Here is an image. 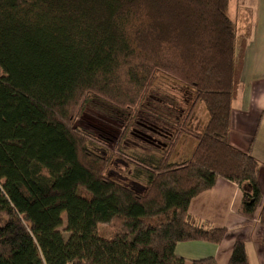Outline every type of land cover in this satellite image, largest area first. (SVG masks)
<instances>
[{
	"label": "trees",
	"instance_id": "obj_1",
	"mask_svg": "<svg viewBox=\"0 0 264 264\" xmlns=\"http://www.w3.org/2000/svg\"><path fill=\"white\" fill-rule=\"evenodd\" d=\"M230 2L0 0V264H185L177 244L219 245L226 235L188 213L219 180L240 188L238 214L254 219L259 164L227 142L243 46ZM161 76L189 90L187 109L159 134L156 153L127 155L122 143ZM94 98L129 112L113 151L141 191L111 179V157L90 150L92 139L75 128ZM200 104L202 133L189 127ZM183 137L195 148L172 163ZM259 224L264 230V206ZM99 225L112 240L98 236ZM228 264H249L244 244Z\"/></svg>",
	"mask_w": 264,
	"mask_h": 264
},
{
	"label": "crops",
	"instance_id": "obj_2",
	"mask_svg": "<svg viewBox=\"0 0 264 264\" xmlns=\"http://www.w3.org/2000/svg\"><path fill=\"white\" fill-rule=\"evenodd\" d=\"M230 5L229 18L234 24L236 38L243 46L237 59L238 86L231 104L227 142L258 162L261 201L254 219L249 220L238 214L244 197L233 183L219 180L214 188L195 197L189 204L188 213L197 225L224 229L226 235L219 245L205 242L177 244L174 254L185 264L205 259L228 264L236 243L244 244L249 264H264V230L259 224L260 210L264 206V117H261L264 112V0H231ZM137 151L143 154L145 150H140L139 146ZM181 157L184 153L173 159L177 161Z\"/></svg>",
	"mask_w": 264,
	"mask_h": 264
},
{
	"label": "rangeland",
	"instance_id": "obj_3",
	"mask_svg": "<svg viewBox=\"0 0 264 264\" xmlns=\"http://www.w3.org/2000/svg\"><path fill=\"white\" fill-rule=\"evenodd\" d=\"M227 13L230 17L231 5ZM239 41L237 43L238 47L241 45ZM238 53L236 60L239 59ZM236 67L238 69V63ZM0 76H2L1 71ZM189 99V90L187 88L161 76L138 110L137 116L127 132L121 146L125 154L133 156L138 154L139 150L137 151V149L139 146L140 150H145L142 156L147 157L152 155L151 153H156L153 147L162 140L159 134L166 135L175 129L187 109ZM128 115V111L119 110L100 98H94L86 106L82 116L76 122L75 128L92 139L89 144L90 150L103 158L111 157V165L108 170V176L111 179L121 182L135 191H141L142 185L139 186L132 181L133 168L131 164L127 159L113 151L126 127L125 120ZM207 120L205 108L200 104L195 109L189 127L198 133H202ZM193 149V140L183 137L179 141L177 151L172 156L171 162H183L182 160L190 157ZM183 153L184 157L177 161L173 159ZM59 232L62 233L65 239L69 237L65 215H62V226L59 228ZM97 232L101 239L109 241L113 238V232L107 225H99Z\"/></svg>",
	"mask_w": 264,
	"mask_h": 264
}]
</instances>
